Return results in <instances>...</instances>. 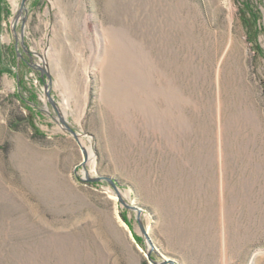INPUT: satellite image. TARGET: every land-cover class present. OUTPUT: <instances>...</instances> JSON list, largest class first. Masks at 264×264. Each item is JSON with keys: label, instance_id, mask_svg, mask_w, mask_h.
<instances>
[{"label": "rangeland", "instance_id": "obj_1", "mask_svg": "<svg viewBox=\"0 0 264 264\" xmlns=\"http://www.w3.org/2000/svg\"><path fill=\"white\" fill-rule=\"evenodd\" d=\"M21 3L0 264H264V0Z\"/></svg>", "mask_w": 264, "mask_h": 264}, {"label": "water", "instance_id": "obj_2", "mask_svg": "<svg viewBox=\"0 0 264 264\" xmlns=\"http://www.w3.org/2000/svg\"><path fill=\"white\" fill-rule=\"evenodd\" d=\"M25 1L26 0H22V3H21V9H25ZM43 73H45L46 75H47V77L49 78V80L51 79V77H50V74L46 71V69L44 68V67H42V66H37ZM47 92V91H46ZM47 96L49 97V99H50V101H51V105H53L54 107H55V103L52 101V99L50 98V95H49V92H47ZM61 121H62V123L63 124H65L66 125V123H65V121L61 118ZM66 127L69 129V132H71L73 135H75L76 136V134H75V132H73V130L72 129H70L67 125H66ZM85 156H86V154H85ZM114 186V185H113ZM117 192V196H118V200L123 204V205H125L126 207H129V208H133V207H131V206H129L128 204H126L125 203V201L124 200H122V198H121V196H120V193H118V190L116 191ZM138 221H139V227L141 228V231L146 235V231H145V229L142 227V224H141V222H140V219L138 218ZM153 261V260H152ZM153 262H155V261H153ZM170 264H173L171 261H170Z\"/></svg>", "mask_w": 264, "mask_h": 264}]
</instances>
